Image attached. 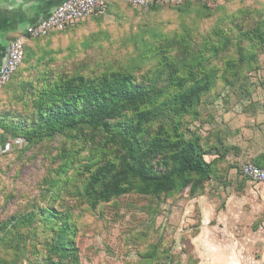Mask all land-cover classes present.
I'll return each instance as SVG.
<instances>
[{
  "label": "rangeland",
  "instance_id": "1",
  "mask_svg": "<svg viewBox=\"0 0 264 264\" xmlns=\"http://www.w3.org/2000/svg\"><path fill=\"white\" fill-rule=\"evenodd\" d=\"M111 2L122 9L88 17L97 25L89 36L60 33L26 54L24 72L0 91V115L23 112L18 104L25 103L29 84L43 89L53 76L52 84L122 72L153 88L159 97L151 106L166 116L169 98L206 74L211 81L201 83L205 90L178 123L184 141L199 142L213 161L214 175L187 187L177 182L159 197L136 185L93 210L83 184L98 154L110 150L104 135L87 129L27 151L24 141L7 135L13 144L8 156L0 155V264H46L57 225L40 217L22 226L18 221L51 207L74 227V264H264V184L240 173L245 164L264 162V152L257 159L252 153L256 141L264 148V43L251 40L258 30L264 34V0H209L210 8L187 16L164 3L158 19L147 18V8ZM57 179L64 190L51 189Z\"/></svg>",
  "mask_w": 264,
  "mask_h": 264
},
{
  "label": "trees",
  "instance_id": "2",
  "mask_svg": "<svg viewBox=\"0 0 264 264\" xmlns=\"http://www.w3.org/2000/svg\"><path fill=\"white\" fill-rule=\"evenodd\" d=\"M200 1H187L176 10L187 16L194 8H210L209 1H205L206 4ZM160 5L151 6L160 8ZM251 40L263 44L264 34L258 30ZM27 60L25 54L12 80L24 72ZM197 68H201L200 63ZM61 78L54 84V76L44 80L46 87L43 89L31 88L29 84L25 103L18 104L23 112L12 109L0 115V130L16 141H24L25 151L43 141H52L60 135H77L87 129L104 135L110 150L98 154L95 170L87 172L83 184L82 196L89 208L95 210L100 204L127 195L136 185L141 187L144 195L159 197L175 189L177 182L187 187L194 180L201 183L211 180L213 161L205 159V151L199 142L184 141L178 123L199 93L205 90L201 83L211 81L206 74L199 80L194 79L186 91L169 98L166 116L162 112L164 109L151 106L159 97L153 88L147 89L144 84L133 82L128 74L118 72L69 81ZM184 85L185 81L179 84ZM171 121H177V124L173 125ZM154 126L159 129L156 133ZM163 126L168 128L161 129ZM4 154L8 156L9 153ZM254 165L264 167V162ZM64 176L59 174V178ZM63 184L60 179L52 180L51 189L64 190ZM56 196H53L52 206ZM39 217L42 222L57 225L47 244L46 264H74L71 262L77 260V249L71 240L74 227L64 214L53 207L42 209L37 215L22 216L18 225L37 222Z\"/></svg>",
  "mask_w": 264,
  "mask_h": 264
},
{
  "label": "built area",
  "instance_id": "3",
  "mask_svg": "<svg viewBox=\"0 0 264 264\" xmlns=\"http://www.w3.org/2000/svg\"><path fill=\"white\" fill-rule=\"evenodd\" d=\"M111 0H66L53 13L30 26L25 34L11 42L4 52V61L0 67V91L10 83L25 58V44L29 40L47 37L51 32H62L67 26L86 20L91 15L104 14L106 4ZM138 9H146L153 4L172 3L181 6L187 1L196 0H121ZM204 2L209 0H203ZM240 173L248 182L256 185L264 184V167L245 164L240 167Z\"/></svg>",
  "mask_w": 264,
  "mask_h": 264
},
{
  "label": "crops",
  "instance_id": "4",
  "mask_svg": "<svg viewBox=\"0 0 264 264\" xmlns=\"http://www.w3.org/2000/svg\"><path fill=\"white\" fill-rule=\"evenodd\" d=\"M65 1L66 0H0V67L4 61L5 48L11 42L23 36L30 26L35 25L39 20L53 13L54 10ZM116 3L117 2L109 1L105 7V13L108 10L110 15H112L116 9H122L121 6L119 7L117 5L119 8L116 7ZM145 14L149 15L147 18L151 17L158 19L163 17L164 12L158 7L151 6L147 8ZM98 15L102 14L95 13L89 18L92 19ZM88 19L68 25L66 30L62 32L54 31L45 38L29 40L25 44V54L31 53L32 51L37 52L40 43L46 42L47 44L56 41V35H60V33L70 37H80L86 34L89 36L92 31H95L97 25L95 24L96 26H94V24H89L87 21ZM12 144L13 142L10 140V137L0 131V155L9 151ZM262 144L263 141H256V150L252 152L254 155L256 154V159L259 154L264 152ZM256 159L254 158V162H256Z\"/></svg>",
  "mask_w": 264,
  "mask_h": 264
}]
</instances>
